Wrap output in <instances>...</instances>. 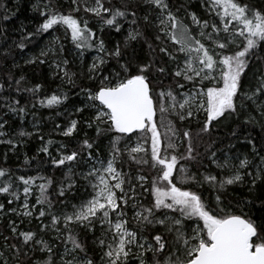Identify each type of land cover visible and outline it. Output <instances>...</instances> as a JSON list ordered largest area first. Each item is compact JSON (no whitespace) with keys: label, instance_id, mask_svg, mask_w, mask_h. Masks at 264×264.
Instances as JSON below:
<instances>
[{"label":"snow or ice","instance_id":"obj_1","mask_svg":"<svg viewBox=\"0 0 264 264\" xmlns=\"http://www.w3.org/2000/svg\"><path fill=\"white\" fill-rule=\"evenodd\" d=\"M34 8L43 17L34 32L21 29L11 44L0 32V94L8 93L0 96V195L16 205L0 203V214L34 217L39 225L22 230L9 217L0 233V264H264V136L257 142L237 129L223 140L216 135L235 122L242 128L258 123L264 131V0H63L59 6L47 0ZM81 10L103 25L101 33H120L127 24V35L108 47L86 18L74 15ZM9 19L5 9L0 20ZM60 27L77 59L85 50L97 53L79 76L68 70L70 50L53 35ZM44 34L49 45L25 63L45 64L52 54L54 75L84 96L72 102L79 119L55 127L65 137L78 126L95 133L85 131L79 150H58L55 157L51 140L39 149L54 168L68 165L51 192L52 177L17 176L7 166L9 153H18L22 138L32 135L16 133L9 123L11 116L22 120L26 107L8 97L12 91L35 97L42 87L21 88L25 78H16L11 69L19 65L8 59ZM132 42L141 52L146 46L147 54L139 55ZM68 100L56 93L39 103ZM233 138L248 150L243 158ZM82 163L89 167L77 173ZM80 180L91 188L88 198L71 212L54 211ZM34 185L39 195L30 205Z\"/></svg>","mask_w":264,"mask_h":264},{"label":"trees","instance_id":"obj_2","mask_svg":"<svg viewBox=\"0 0 264 264\" xmlns=\"http://www.w3.org/2000/svg\"><path fill=\"white\" fill-rule=\"evenodd\" d=\"M47 3V0H0V15L3 14L4 10L7 9V12L10 16L8 21L0 20V32H4L10 39L7 41L8 44H11L13 40H19L21 35V29L25 33L34 32L38 23H40L43 17L39 16V13L34 8V5L39 4L40 7H43V4ZM53 3L59 6V3H63V0H53ZM113 4L120 3V0H112ZM67 11V8L64 9ZM201 12L203 10H200ZM77 17L86 18L89 23V27L97 32L98 35L104 37L106 39V43L108 47H111L117 41H123L124 37L127 35V27L125 24L124 28L120 33H116L115 31H111L109 35V30L106 28L103 33L100 32V28L103 25L98 24L97 19L90 14L84 13L82 10L78 13H74ZM53 35H58L61 37V43L64 47L70 50L71 54L66 53V58L70 61L68 65V70L70 72H76L77 76L80 75L81 72H86V65L92 62L94 55L97 53L94 50H85L83 58H76V50L73 48L70 39L64 38V29L60 27L58 32L53 33ZM50 36L48 34H44L43 36L34 37L33 43H28L27 48L21 53L18 49H14L12 56L8 59V65H11V60L15 58L19 67H12V72L16 75L18 79L21 75L24 76V81H22L21 88L23 87H33L35 84L42 85L40 91L36 93L35 97L32 93L21 91L20 93H16L15 91L11 92V97H8L9 102H11L12 98L20 100V106L26 107V114L23 116L21 120L17 116H11L9 123L16 130V133L23 130L25 132H30L32 135L30 137L22 138L24 141L23 146L19 149L18 153L13 154L9 153V161L7 166L12 169V171L18 175H31V176H45L52 177L54 183L49 188V192L52 191L53 188L57 187V184L60 180L63 179V173L67 171L68 165L61 166V168H54L50 163H47L50 160V156L40 152L39 149L44 146L47 141L51 140V145L48 146L49 153L52 157L58 155L59 151H71V150H79V143L85 138L84 132L87 131L89 136H94L95 133L92 129H83L79 130L73 134L72 137H65L60 134V129L55 127L56 124H60L61 128L66 127L71 119H79L77 115L73 114L72 102L73 101H83L84 96L81 94L80 96L74 95L78 92V88H74L67 83H63L58 77L54 75V66L51 64L53 59V55L50 54L47 60L48 63L39 64H26L25 60L27 58L38 56L40 50L46 48L49 45ZM110 41V42H109ZM4 41L0 38V48L3 47ZM58 47V45H57ZM131 47L137 49V52L141 56H145L147 54V48L145 46L143 52L140 51V45L135 42L131 43ZM130 53V50H127ZM0 55H3V52L0 51ZM5 67V62L0 60V68ZM75 79V77H74ZM0 82H3L0 80ZM82 80L77 79V84L81 83ZM86 83V81H85ZM7 88V86H6ZM56 93H67L69 96L68 101H64L60 105H55L53 107H42L39 103V100L45 99L46 97H50L52 94ZM7 90L5 93L0 94V96L7 97ZM3 99H0V103H4ZM35 104V107L33 105ZM3 110L0 109V114H2ZM60 113V115H57ZM253 115L259 116V113H254ZM196 124L193 123L191 128L193 130L196 129ZM230 129H237L241 137L251 134L255 141H259L262 136H264V131L261 130L259 124L255 125H247L245 127L240 126V122L230 123L229 125L221 126L216 135L219 139L223 140L225 137L230 135ZM43 137V140L41 139ZM207 139V138H205ZM105 144L107 140L105 138ZM233 143L237 144L236 153L243 155L247 153V149L243 147L242 144L237 142L233 138ZM66 145V149H60V145ZM5 151V146L0 145V152ZM201 151H203V144L201 143ZM102 155H106V151L104 148H101ZM218 155H220L218 153ZM25 156L29 159V164H24ZM42 161L46 163H41ZM89 165L80 164L76 167L77 173L80 171H87ZM135 167V165H133ZM213 171H218L215 169V166H211ZM2 182V181H0ZM42 181L39 179L36 180V185L40 184ZM85 182L80 180L77 185V190L75 194L70 196L68 200L65 202V205H61L60 203L54 204V211H59L63 208L67 212L72 211L73 204H79L82 199H86L91 192V188L85 190L82 186ZM17 186L22 189V185H19L17 182ZM34 187V191L29 197V204L34 205L35 199L39 195V190ZM237 193L240 195H245V191L242 187H238L236 189ZM22 195V193H21ZM205 195H208V192L205 191ZM11 198V197H8ZM0 203L6 204L5 196L0 195ZM19 203V202H17ZM16 205L6 207H15ZM40 206L36 205L38 209ZM131 215V212L129 213ZM9 217L12 220H15L19 225V228L22 230L32 229L33 231H37L39 221L33 218H25L15 216L12 213L0 214V233L5 232L4 225L7 223ZM45 222H48V217L42 218ZM31 220V222H29ZM23 221V223H21ZM79 232V229L76 230ZM97 235H99V228H97ZM92 234L89 233V243H91ZM45 239H50L49 236H45ZM59 244V241H57ZM135 264V261L132 262Z\"/></svg>","mask_w":264,"mask_h":264},{"label":"rangeland","instance_id":"obj_3","mask_svg":"<svg viewBox=\"0 0 264 264\" xmlns=\"http://www.w3.org/2000/svg\"><path fill=\"white\" fill-rule=\"evenodd\" d=\"M94 56H96V55H94Z\"/></svg>","mask_w":264,"mask_h":264}]
</instances>
